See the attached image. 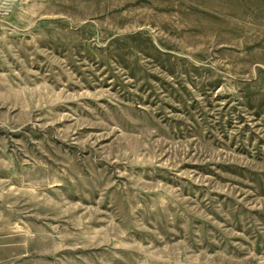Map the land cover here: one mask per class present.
<instances>
[{"label": "rangeland", "instance_id": "obj_1", "mask_svg": "<svg viewBox=\"0 0 264 264\" xmlns=\"http://www.w3.org/2000/svg\"><path fill=\"white\" fill-rule=\"evenodd\" d=\"M0 264H264V0H0Z\"/></svg>", "mask_w": 264, "mask_h": 264}]
</instances>
